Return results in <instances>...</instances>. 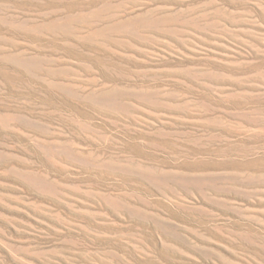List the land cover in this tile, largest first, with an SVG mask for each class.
<instances>
[{
	"label": "rangeland",
	"instance_id": "374dc122",
	"mask_svg": "<svg viewBox=\"0 0 264 264\" xmlns=\"http://www.w3.org/2000/svg\"><path fill=\"white\" fill-rule=\"evenodd\" d=\"M0 264H264V0H0Z\"/></svg>",
	"mask_w": 264,
	"mask_h": 264
}]
</instances>
